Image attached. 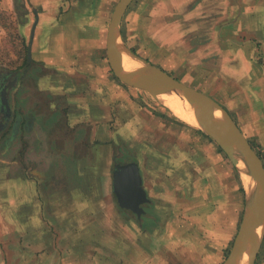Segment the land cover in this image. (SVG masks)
<instances>
[{
  "label": "crops",
  "instance_id": "1",
  "mask_svg": "<svg viewBox=\"0 0 264 264\" xmlns=\"http://www.w3.org/2000/svg\"><path fill=\"white\" fill-rule=\"evenodd\" d=\"M0 1L3 8L19 2ZM148 1L154 24L147 39L150 53L169 44L179 46L174 68L186 69L184 76H204V84L215 85L219 102L246 137L263 145L264 0ZM28 2L36 15L32 26L36 18L38 22L33 61L27 60L28 67L21 72L30 84L15 87L17 82L6 95L9 107L16 106L2 142L5 152L16 156L15 177L8 180L15 197L6 200L14 207L15 216H8L15 220V229L0 225V262L221 264L225 246H216L189 206L179 215V138L168 135L169 125L179 133V123L151 112L135 98L140 96L133 91L136 88L116 78L106 59L108 26L101 0ZM19 22L20 26L26 21ZM2 34L0 24V38ZM162 57L156 64L161 68ZM120 137L138 153L122 148ZM167 141L176 143L170 145L172 151L158 147ZM130 161L139 164L151 199L141 205V217L121 207L113 189L115 165ZM70 169L75 171L72 178L78 177L70 179ZM105 171L111 172L114 201L113 210L103 213ZM153 187L168 194L153 196ZM122 209L134 215L127 217ZM135 218L149 223L142 233L163 240L159 251L139 246L137 256L135 244L131 251L125 247L130 230H141ZM205 222L210 223L208 213ZM172 236L179 242L171 243ZM123 251L125 256L120 257ZM226 257L225 251L223 261Z\"/></svg>",
  "mask_w": 264,
  "mask_h": 264
},
{
  "label": "rangeland",
  "instance_id": "2",
  "mask_svg": "<svg viewBox=\"0 0 264 264\" xmlns=\"http://www.w3.org/2000/svg\"><path fill=\"white\" fill-rule=\"evenodd\" d=\"M19 2H21V12L17 10V3ZM19 2H15L13 8H9L7 5L3 8L0 1V23L3 28V34L0 38V80H2L4 84L12 83V85H14L19 82V79H22L21 72H24V69L28 67V65H25L20 68V66L24 64V48L28 46L32 21L36 15L33 17V12L30 10L31 4H29L28 0H20ZM117 2L118 0H101V6L103 4L104 8H106L103 13L104 18L107 19V26ZM64 4H66V2ZM148 4V0H134L128 7L122 21V34L125 42L133 48L134 51L146 57L154 64H158V57L163 54L164 57H162L163 59L159 62L163 64L161 66L164 69L167 68L171 70V72L174 71L171 75L177 79L179 78V80L185 82L187 85L206 93L219 102L220 98L216 95L214 89L216 86L204 84V76H195V74L184 76V73L187 71L186 69L182 68L178 70L174 68L177 64L176 56H179V46L174 47L172 44H169L167 45L168 48H161V50L159 48V51H155L153 54L150 53V49L147 46V39H149V26L154 24L150 20V15L148 14L150 5ZM19 19L26 20L25 24L27 25L20 24L19 26ZM28 72L30 75L31 71L29 70ZM15 76L18 80H13ZM28 82L29 79H22L21 84H30ZM119 82L122 83L120 80ZM215 84L218 86V83ZM126 86L129 87L128 85ZM133 91L139 93L140 96L135 95V98L151 112L162 114V116L165 115L175 125L179 123V133L170 127V125L168 128V135L171 139L174 140V138H179V142L176 144L175 142L167 141L158 144L160 149L166 150V148H168L172 151L170 145L176 144L178 146L179 143V215H182V211H184L183 209L185 207L188 209L187 207L189 206L191 210H194V214L200 219L199 227L207 229L212 234L214 237L213 241L217 247H219V243L222 244L221 246H225L224 249L226 248L225 251L227 256L238 232L244 210V191L239 173L226 153L223 150L220 151L221 149H219L220 147H218L216 142H212L199 134L197 132L199 129L196 127L189 124V127L184 125L171 110L161 104V102L156 100L147 91L139 88H136V91L133 89ZM10 92V99L14 106L17 103L15 91L13 90ZM8 110L16 114V106L10 107ZM7 126L8 125H6V127ZM6 127L0 129V225L6 230L14 232L15 220L8 216L9 214L15 216L14 207L8 206L6 200L9 199L8 201H10L15 197L14 187H8V180L9 177H15L14 163L16 156L11 157V154L5 152V148L2 147L3 134L6 133ZM249 141L255 145L253 147H255V150L261 155L264 162V144L261 145L252 142V140ZM119 143L122 148H127L128 151L130 150L131 153L135 155L139 151V149L130 146L128 141L121 137ZM76 166L78 167V165ZM71 171L73 170L70 169L68 171L71 177L70 179L78 177L74 174L72 178L73 174H71ZM73 173H75V171H73ZM155 178H157L156 181L159 180L158 177ZM103 179V213H105L108 209H112L111 204L114 201L111 188V172L107 174V171H105ZM151 192L153 196H160L162 194L166 196V194H168V192L165 189L162 190V188L158 191H154V187ZM192 196H194V200L189 199ZM171 209L173 212L176 210L173 206H171ZM123 212H125L127 217L134 215L130 210H124ZM206 212L210 217L209 224L205 222L207 220ZM150 224V227L155 225L154 222ZM135 226L140 227L141 230L137 228L136 233L130 230V235H132L129 239L130 243L126 242V244L129 245H124L128 248V251H131L133 244L136 246L134 253L137 256L140 255L139 252L141 248L139 250V246H145L148 249L152 248L154 249L153 252L159 251L160 244L163 240L158 237L150 236V234L148 235L146 232L142 233V230L149 229V223L145 222L144 219L135 218ZM127 228L130 227L127 226ZM145 233L147 235H145ZM12 237L14 238V235ZM133 238L134 241H132ZM170 238L171 240L168 239V241L170 240L171 243L179 242L176 236ZM224 241L225 245H223ZM131 244L132 246H130ZM225 251L223 258L225 256ZM123 253L124 251L121 252L120 257H122ZM124 256L125 254H123V257ZM223 258L222 263L224 262ZM173 262H175V260H173ZM0 264L2 263L0 262ZM256 264H264V242L258 254Z\"/></svg>",
  "mask_w": 264,
  "mask_h": 264
},
{
  "label": "water",
  "instance_id": "3",
  "mask_svg": "<svg viewBox=\"0 0 264 264\" xmlns=\"http://www.w3.org/2000/svg\"><path fill=\"white\" fill-rule=\"evenodd\" d=\"M20 1V0H17ZM134 0H118L107 28L106 56L116 77L128 86L143 89L164 103L163 95H180L191 103L194 122H190L176 113L175 116L185 123L196 127L208 135L226 153L239 173L244 191V210L233 245L222 264H256L258 254L264 242V162L246 137L230 112L213 97L193 88L177 79L160 66L152 63L133 50L123 39V17ZM38 18L30 34L27 60H32V44ZM128 62L131 74L140 80L141 85L128 82L118 73L120 58ZM4 92L2 101L9 107ZM228 135L237 140L236 150L221 142L218 135ZM227 142V141H226ZM113 189L121 207L129 208L141 217L144 209L141 206L151 199L143 187L140 166L136 161L119 163L113 171Z\"/></svg>",
  "mask_w": 264,
  "mask_h": 264
},
{
  "label": "bare ground",
  "instance_id": "4",
  "mask_svg": "<svg viewBox=\"0 0 264 264\" xmlns=\"http://www.w3.org/2000/svg\"><path fill=\"white\" fill-rule=\"evenodd\" d=\"M130 66L128 64V62L126 61V59L124 58H120L119 62H118V73L123 76V78L125 80H127L128 82H130L131 84L134 85H141L140 80H138L137 78H135L131 72L129 71ZM162 99L164 100V103L169 106L174 113H176L177 115H179L180 117L190 121V122H194V114L191 111V103L189 102V100L187 98L184 97H180V95H163L161 96ZM219 138V140L221 142H224L228 147L233 148L234 150H236L239 146L237 140L233 139L232 137L228 136V135H218L217 136ZM227 141V142H226ZM229 264H234L233 262L229 263Z\"/></svg>",
  "mask_w": 264,
  "mask_h": 264
},
{
  "label": "flooded vegetation",
  "instance_id": "5",
  "mask_svg": "<svg viewBox=\"0 0 264 264\" xmlns=\"http://www.w3.org/2000/svg\"><path fill=\"white\" fill-rule=\"evenodd\" d=\"M22 77V76H21ZM15 79H13V80H16V76L14 77ZM22 79H23V77H22ZM22 79L20 78L19 79V82L16 84V86L15 87H17L20 83H21V81H22ZM14 82V81H13ZM14 84V85H15ZM11 86H12V83L11 84H9V83H7V84H4L3 83V81L2 80H0V129H4V127H6V125L8 124V123H10V119L9 118H11L12 117V113L8 110V108L6 107V105L3 103V101H2V98H3V93H4V91H5V88L7 89V90H10L11 89ZM15 87H13V88H15ZM13 118V117H12ZM12 127V124H11V126H10V128ZM13 128V127H12ZM11 128V129H12Z\"/></svg>",
  "mask_w": 264,
  "mask_h": 264
},
{
  "label": "trees",
  "instance_id": "6",
  "mask_svg": "<svg viewBox=\"0 0 264 264\" xmlns=\"http://www.w3.org/2000/svg\"><path fill=\"white\" fill-rule=\"evenodd\" d=\"M20 5H21V3H18V5H17V10L19 11V12H21V7H20ZM21 21H26V20H21ZM1 24V23H0ZM1 26H2V24H1ZM24 64L22 65V66H20V68L21 67H23V66H25V65H28V62H27V46L24 48ZM179 119V118H178ZM179 121H181L184 125H186L187 127H189V125L187 124V123H185L184 121H182V120H180L179 119ZM197 132L199 133V134H201L202 136H204V137H206V138H208L210 141H212L213 142V140L208 136V135H206L205 133H203L202 131H200V130H197ZM219 147V146H218ZM219 149H221V148H219ZM220 151H222V149L220 150ZM261 156V155H260ZM242 191V190H241Z\"/></svg>",
  "mask_w": 264,
  "mask_h": 264
}]
</instances>
